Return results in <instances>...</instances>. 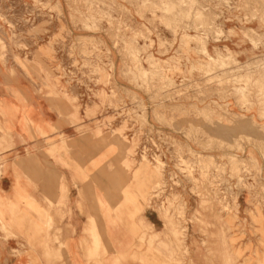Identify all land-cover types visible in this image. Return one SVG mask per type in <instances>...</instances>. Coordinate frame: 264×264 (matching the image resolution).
Instances as JSON below:
<instances>
[{
	"label": "rangeland",
	"instance_id": "rangeland-1",
	"mask_svg": "<svg viewBox=\"0 0 264 264\" xmlns=\"http://www.w3.org/2000/svg\"><path fill=\"white\" fill-rule=\"evenodd\" d=\"M0 76L12 257L264 264V0H0Z\"/></svg>",
	"mask_w": 264,
	"mask_h": 264
},
{
	"label": "crops",
	"instance_id": "crops-1",
	"mask_svg": "<svg viewBox=\"0 0 264 264\" xmlns=\"http://www.w3.org/2000/svg\"><path fill=\"white\" fill-rule=\"evenodd\" d=\"M12 98H11V86L9 83L6 82L4 76H0V120H4L1 124L3 125L4 129H7L10 133H17L21 126H15L16 122L8 120L10 117L7 112L11 111L12 109ZM19 110H21L22 105L19 103ZM14 129V130H13ZM8 170L4 173H6ZM8 174V173H7ZM69 186H67L68 193L70 192ZM5 191V190H3ZM74 206V205H73ZM72 206V207H73ZM70 207V200L69 205ZM148 214V213H147ZM146 214V220L149 224L154 225L155 217H153V222L150 221L149 216ZM87 217L83 219L77 217L74 214L68 216L67 222L69 225H78L87 223ZM83 227H81V230ZM74 230H76V226H74ZM80 232V227L77 228V231ZM73 231V234L68 237V247H69V261L68 264H88L85 259L81 256L80 248L78 247L79 241L76 238V234ZM79 239V238H78ZM12 242L11 241H1L0 239V264H33L28 257L20 256V257H12L9 250L11 248ZM40 264H44V262H40Z\"/></svg>",
	"mask_w": 264,
	"mask_h": 264
},
{
	"label": "bare ground",
	"instance_id": "bare-ground-1",
	"mask_svg": "<svg viewBox=\"0 0 264 264\" xmlns=\"http://www.w3.org/2000/svg\"><path fill=\"white\" fill-rule=\"evenodd\" d=\"M172 16V15H171Z\"/></svg>",
	"mask_w": 264,
	"mask_h": 264
}]
</instances>
